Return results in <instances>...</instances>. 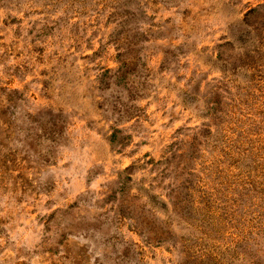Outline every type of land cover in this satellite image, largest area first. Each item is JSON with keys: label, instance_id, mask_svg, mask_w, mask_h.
<instances>
[{"label": "rangeland", "instance_id": "1", "mask_svg": "<svg viewBox=\"0 0 264 264\" xmlns=\"http://www.w3.org/2000/svg\"><path fill=\"white\" fill-rule=\"evenodd\" d=\"M0 264H264V0H0Z\"/></svg>", "mask_w": 264, "mask_h": 264}]
</instances>
